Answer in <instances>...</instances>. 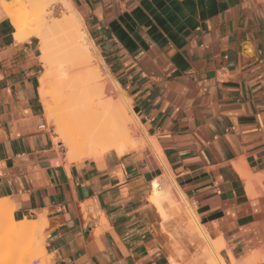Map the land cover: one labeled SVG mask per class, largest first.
Listing matches in <instances>:
<instances>
[{"label":"crops","instance_id":"1","mask_svg":"<svg viewBox=\"0 0 264 264\" xmlns=\"http://www.w3.org/2000/svg\"><path fill=\"white\" fill-rule=\"evenodd\" d=\"M72 2L223 259L262 258L264 0ZM37 48L0 20V199L14 221L46 220L43 263L207 264L186 215L150 204L145 183L163 172L154 156L151 166L134 152L56 161ZM235 162L263 179L246 191Z\"/></svg>","mask_w":264,"mask_h":264},{"label":"bare ground","instance_id":"2","mask_svg":"<svg viewBox=\"0 0 264 264\" xmlns=\"http://www.w3.org/2000/svg\"><path fill=\"white\" fill-rule=\"evenodd\" d=\"M54 3L57 4L54 5ZM0 4V20H9L10 25L13 27L15 42L21 43L31 37L38 39L39 50L44 60V70L38 77V97L47 117L46 126L48 128L54 127L55 137H53V141L62 143L61 146L65 150L63 156L58 154L56 161L59 162L61 159L68 162H77L84 159L98 160L110 150L115 151L118 155H125L138 148H147L157 158L158 165L171 177L172 172L159 143L146 132L139 122L132 110L131 99L122 90L118 81L111 80L109 73L102 67L101 58H98L95 54L96 51L94 52V42L90 38L83 18L72 0H11L10 2L1 1ZM26 8L33 9V13L37 15L35 26L30 25V22L29 24L25 22V19L29 17L27 14V18L21 15L22 11L20 12V10ZM28 11L26 10V13ZM54 41H65L66 46L61 51H54L52 48ZM88 80L92 81L87 85L84 84ZM78 81H81V83ZM54 82H56L57 87L62 88L63 94L59 97L53 96L52 85ZM72 115H78L80 122L71 124L68 118ZM233 165L244 180L246 191L252 190L263 179L262 176L251 174L250 170L239 162H235ZM173 183L176 184L174 181ZM150 187L151 190L148 196L150 204L153 203L164 215L161 211L162 203L160 204L159 200L160 195H164V192L161 191L158 180L152 179ZM171 192L172 190L169 189V196ZM166 198L170 202V197L166 196ZM182 198L185 199L186 197L182 195ZM183 199L181 202V199L177 198V203H174L172 209H170L171 213L174 208H177V212L178 209L179 211L182 210L180 205L185 203ZM185 207L193 216L192 207L190 208L187 203H185ZM12 209L13 206L9 199H0V214L8 217L12 225L26 227L34 223H40L38 232L40 233L43 224L46 223L45 219L41 221L40 217L39 220L14 221ZM175 213L173 212V215ZM167 214L170 216V212H167ZM181 214L178 215L179 218H181ZM15 234V239L33 236L31 232L29 234L24 232L23 228ZM38 247V251L44 257L45 252L41 249L40 244H38ZM16 251H14V255L10 254L7 258L0 256V262L8 260V264H17L25 258V254L28 255L27 252L19 250L22 253L18 254ZM29 253L34 252L29 251ZM229 255L231 256L230 252ZM200 257L202 258V256ZM204 257L209 260L210 255L204 253ZM221 259L224 261L222 256ZM262 259H264V256ZM196 261L197 258L195 263ZM175 262L173 264H176ZM22 264L25 263L22 262ZM226 264L250 263L249 260L245 259Z\"/></svg>","mask_w":264,"mask_h":264},{"label":"rangeland","instance_id":"3","mask_svg":"<svg viewBox=\"0 0 264 264\" xmlns=\"http://www.w3.org/2000/svg\"><path fill=\"white\" fill-rule=\"evenodd\" d=\"M1 1H5V2H10L11 0H0V3H1ZM57 3H54V5H56ZM1 5V4H0ZM53 5V6H54ZM76 9H77V7H76ZM25 10V11H24ZM26 10L28 11L27 13H26ZM78 10V9H77ZM22 11V13H21V15L22 16H24V18H27L26 17V14H27V16H29L27 19H25V22L26 23H28L29 24V22H30V25L31 24H33L34 26H35V24H37L36 22H37V15L35 14V13H33V9H28V8H26V9H21L20 10V12ZM30 12V13H29ZM29 13V14H28ZM80 13V12H79ZM25 14V15H24ZM28 22H27V21ZM7 21H9L8 19H7ZM83 22H84V20H83ZM86 26V25H85ZM12 27V26H11ZM86 29H87V27H86ZM88 31V30H87ZM88 34H89V32H88ZM89 36H90V34H89ZM35 38V37H34ZM90 38H91V36H90ZM35 42H36V45H37V55H38V59H39V61H40V63H41V71L38 73V77L42 74V72H43V70H44V66H43V63H44V60H43V58L41 57V52H40V50H39V42H38V39H36L35 38ZM95 45V44H94ZM66 46V42L65 41H54V43H53V50L54 51H61L64 47ZM96 51V55L98 56V58H101V56H100V54H99V52H98V50H97V47L95 46L94 47V52ZM101 60L103 61V59L101 58ZM102 61H101V65H102V67L104 68V70L105 71H107L108 73H109V78L111 79V80H113V79H115L114 78V76L109 72V70L107 69V67H106V64L104 63V61H103V64H102ZM105 64V65H104ZM116 80V79H115ZM92 80H88V82H84V84H86L87 85V83H90ZM79 83H81V81H78ZM89 85V84H88ZM37 86H38V79H37ZM122 88V87H121ZM122 90L126 93V91L122 88ZM52 93H53V96H55V97H59V96H61V94H63V91H62V88H60V87H57V85H56V82H54L53 83V85H52ZM127 94V93H126ZM39 104H40V106H41V108H42V112L44 113V111H43V107H42V104H41V102L39 101ZM131 107H132V110H133V105L131 104ZM134 112V111H133ZM44 115H45V118H46V123H47V117H46V114L44 113ZM136 115V114H135ZM74 115H72V116H70V118H68L69 120H70V122H71V124H75V123H78V122H80V119L75 115L74 117H73ZM69 117V116H68ZM71 117H73V118H71ZM80 118H82L81 116H79ZM136 117H137V115H136ZM138 118V117H137ZM78 119V120H77ZM72 120V121H71ZM138 120H139V118H138ZM139 122H140V120H139ZM48 128V127H47ZM47 133H49L50 134V136H51V141H52V144H53V146H54V149L56 150V152L58 153V154H60L61 156H63V154H64V152H65V150H64V148L61 146L62 145V143H60V142H55V140L53 141V137H55V135H54V127H50V128H48V132ZM110 151H112V150H110ZM132 152H134V153H138V155H139V157H142V160H141V166H143V165H145V162H147L150 166H151V164L153 163V160H152V157L154 156V155H152V153H151V151L149 150V149H147V148H145V149H141V148H138V149H136V150H134V151H131V153ZM153 158H155V160L157 159L156 157H153ZM66 162H68L67 160H65ZM154 164V163H153ZM157 175H156V174ZM154 173V178L153 179H157L158 180V182H159V185L161 186V191L162 192H164V195H160V204L162 203H166L167 205H170V207H172L173 205H174V203H177V198H179V199H181V202H182V195L183 196H185V194L179 189V187H178V184L175 182V179H174V177H173V174H172V176L170 177L168 174H166L167 172L163 169V172H162V174H161V170L160 171H156ZM173 181L176 183V184H174L173 183ZM151 182V181H150ZM145 186H146V188H145V193H150V190H151V187H150V183L147 181L146 183H145ZM169 189H171L172 190V192H171V195L169 196L168 194H169ZM166 196H168V197H170V202L167 200V198H166ZM186 197V196H185ZM183 201H185V203H187V204H189V207L191 208L192 207V204H191V202L187 199V197L185 198V199H183ZM185 203H183V204H181L180 205V207L182 208V210H180L179 211V209H178V212H184V215H186V217H187V223L189 224V230L191 229V231H193V232H196V233H198V234H200V235H204L205 236V248H204V253H206V254H208V255H210V257H209V260H207V264H226V261L224 262L222 259H221V254H220V249L223 247V242L221 241V240H211V239H207L206 237H208V236H206V234H205V232H204V230H203V228H202V226H201V224H200V222H199V219H198V217H197V215H196V213H195V210L193 209V207H192V209H193V216L190 214V212H188V208H186L185 207ZM174 208V207H173ZM174 210H176L177 211V208L175 209L174 208ZM186 213V214H185ZM194 216H195V218H194ZM166 218H168V216L166 217ZM10 223V221H9V218L8 217H6V216H2L1 214H0V256H3V257H8V256H10V254L12 255H14V251H16L17 249V251L16 252H18V254L19 253H22V252H27L28 253V255L27 254H25L24 255V259L21 261V262H19V263H17V262H15V263H17V264H22V262L23 263H25V264H44L43 263V257H42V254L40 253V251H38V249H39V247H38V244H40L41 243V238H42V236H41V233H38L39 232V229H40V223H34L33 225H31V226H26V227H19L18 225H12L11 223ZM7 224H8V226H7ZM10 225V226H9ZM16 228V229H15ZM19 228V230L21 229V228H23V231L24 232H26V233H32L33 234V236H31V237H23V238H14V236L16 235L15 233L17 232V231H19V230H17ZM201 228H202V230H201ZM11 229V230H10ZM9 230V231H8ZM17 230V231H16ZM1 231H2V233H1ZM27 231H29V232H27ZM6 232V233H5ZM13 233V234H12ZM202 233V234H201ZM6 234H8V235H6ZM5 235V236H4ZM10 235V236H9ZM12 235V236H11ZM209 238V237H208ZM18 240H19V242H18ZM22 240V241H21ZM17 241V242H16ZM21 242V243H20ZM17 244H18V246H17ZM27 244V245H26ZM16 247H18L17 249H16ZM33 247V248H32ZM40 247H41V245H40ZM41 249H42V247H41ZM19 250H21V251H19ZM29 251H33L34 253H29ZM13 252V253H12ZM15 252V253H16ZM2 253V254H1ZM5 255V256H4ZM27 256H28V258H27ZM5 258V259H6ZM28 259V260H27ZM262 258H257V257H250L249 259H247V260H249V263L250 264H254V263H256V262H258L259 260H261ZM27 260V261H26ZM40 260V261H39ZM42 260V261H41ZM211 260V261H210ZM222 261V262H221ZM4 262H6V263H4ZM8 260H4L3 262H0L1 264H8ZM231 263H232V260H231ZM12 264V263H11Z\"/></svg>","mask_w":264,"mask_h":264}]
</instances>
